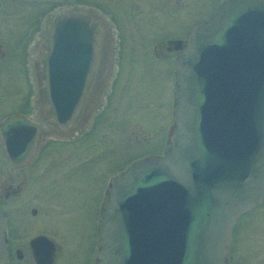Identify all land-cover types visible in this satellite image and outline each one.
Returning <instances> with one entry per match:
<instances>
[{"label": "water", "instance_id": "95a60500", "mask_svg": "<svg viewBox=\"0 0 264 264\" xmlns=\"http://www.w3.org/2000/svg\"><path fill=\"white\" fill-rule=\"evenodd\" d=\"M167 50L174 127L162 156L112 178L94 264H227L236 220L264 202V1H223ZM110 58L109 32L96 15L78 9L53 21L42 84L58 122L71 103L96 105ZM29 128L18 118L0 125L7 158L10 140L26 133V141ZM41 241H31L33 260L51 264L50 248L36 250ZM0 264H10L1 211Z\"/></svg>", "mask_w": 264, "mask_h": 264}, {"label": "flooded vegetation", "instance_id": "af4514ba", "mask_svg": "<svg viewBox=\"0 0 264 264\" xmlns=\"http://www.w3.org/2000/svg\"><path fill=\"white\" fill-rule=\"evenodd\" d=\"M23 1L22 4L27 10L26 16L24 15L20 22L17 21V24L16 22L10 23L11 29L14 28L15 30L12 34H8L6 38L5 43L9 45V48H3L0 45L1 61L7 58L6 55L10 56L8 53L10 50H19V47H22V62L19 69L20 74L24 75V81L28 82L25 70L29 69V65L25 62V58L27 55L29 56L30 46H33L30 50V56L34 54L42 57L39 60L32 61L33 83L9 84L7 86L8 94L12 93L17 96V101L9 107L16 109L0 121L1 125L6 119L18 118L26 122L32 130L26 141H23L24 137L26 138V133L21 134L15 140L13 138L10 140V157L8 158L4 155L0 143L2 154L0 157V211L5 217L9 263L22 264L25 259L24 250L21 244H17L18 239L13 234L14 228L19 224L16 222L12 224L10 216L13 213L12 216L15 220L21 223L28 220L24 217V204L34 203L37 208L32 206L29 209V216L32 219L37 218L39 212H41L39 204H62L66 209L68 208L65 210L66 213L63 216L66 217L63 219L75 217L78 213L81 214L82 218L96 219V231L94 232L95 253L90 247L86 257L87 264H94L99 247L100 212L112 178L122 172L130 163L147 156L160 157L166 149L174 127V60L173 57H166L169 54L167 42L172 40L183 41L188 32L184 38L164 39L156 43L153 58L150 60L160 64L171 61L173 66L172 81L171 83L167 81L163 85L164 96L162 99L154 100L152 103L149 102L150 97L144 94L141 96L136 95L133 100L136 108L135 114L146 113L147 110L158 111L153 113V118H150L156 124V128L151 130L137 120L135 124H140V130H136V133H134L130 129V133L127 134V125L130 122H126L124 116L131 113V102L124 100V96L121 94L129 88L128 82H131V75L124 72L120 73L121 66L118 70L117 66L120 64L121 58L120 54L114 55L113 44L115 42L119 43L121 40L114 39L108 24L91 8L92 0ZM223 1L225 0L220 1L218 4L215 2L212 5L208 4L209 7L211 6V14L208 17ZM1 3L0 1V8ZM47 4H49V7L46 9L45 5ZM78 9L96 15L109 32L111 39L109 71L102 83L96 105L86 111L84 101L79 107L77 102L71 103L72 108L70 111H65V113H68L67 117L63 118L59 111L60 118L64 120L58 122L48 106L46 86L42 84L43 62L48 47V31L57 17ZM147 61L148 59L143 64L144 68L141 73L135 75L136 77L133 79L135 89L149 84L142 73L143 70L145 71ZM115 68V75H113ZM92 84L93 78L88 81L83 90L86 92L91 91ZM24 142H26L25 145ZM22 147H24V150L19 155L23 157H15L14 154H18ZM101 166H107L109 171L103 174L100 177L101 179L95 180L93 177L94 172ZM7 205L8 210L4 209V206ZM263 205L264 202L236 220L230 234L227 264L230 262L233 236L239 224L247 215ZM47 215L45 216L47 217ZM48 216L56 217L54 214ZM252 227L253 232L256 233V224H253ZM36 238H43V241L36 245L38 246L36 250L45 255L50 248L52 252L51 264H55L60 246L46 234L34 235L27 242L25 251L29 254L32 263L35 264L31 241ZM91 238H93L92 232ZM81 241L83 240L81 239Z\"/></svg>", "mask_w": 264, "mask_h": 264}, {"label": "rangeland", "instance_id": "374dc122", "mask_svg": "<svg viewBox=\"0 0 264 264\" xmlns=\"http://www.w3.org/2000/svg\"><path fill=\"white\" fill-rule=\"evenodd\" d=\"M0 1L2 2L0 8V45L7 49L9 45L5 43L6 38L15 30L14 28L11 29L10 23L16 22L17 24L20 22L24 15L26 16L27 10L22 4L23 0ZM220 1L222 0H92L91 8L108 24L114 39L121 40L119 43L113 44L114 55L120 54L121 58L120 64L117 66L118 70L121 66L120 73L124 72L131 75V82H128L129 88L121 94L124 96V100L131 102V113L124 116L125 121L130 122L127 125V134L130 133V129L134 133L136 130H140V124H135L137 120L151 130L156 128V124L150 118H153V113L158 111L147 110L146 113L135 114L136 108L133 100L136 95L144 94L151 98L149 102L152 103L154 100L162 99L164 96L163 85L167 81L170 83L172 81L173 66L171 61L160 64L150 60L153 58L156 43L164 39L184 38L194 25L209 18L208 16L211 14V6L209 7V5L214 2L218 4ZM48 5H45L46 9L49 7ZM9 20L11 21L9 22ZM31 48L33 46H30L29 56L27 55L25 58V62L29 65V69L25 70L28 82L24 81V75L20 74L19 69L22 62V47H19V50H10L11 53L8 52L10 56L6 55L7 58L3 61L0 58V121L16 109L9 107L17 101V96L12 93L8 94L7 86L9 84H31L34 81L31 64L32 61L39 60L42 56L39 57L34 54L30 56ZM146 59L148 61L145 65V71L143 70L142 73L149 84L135 89L133 79H135V75L141 73ZM115 70L116 68L113 75H115ZM108 171L107 166H101L94 172L93 177L95 180H99ZM32 206L36 207L34 203L24 204V217L28 220L22 223L15 220L12 216L13 213L10 216L12 224L14 222L19 224L14 228L13 234L18 239L17 244H21L24 250L25 259L22 264H33L25 250L28 240L38 234L49 235L60 246L55 264H87L86 257L90 247L94 253L96 249L94 233L96 231V219L82 218L80 213L75 217L63 219L66 217L63 215L68 208L66 209L62 204H39L41 212L37 218L32 219L29 216V209ZM8 208V205L4 206V209L8 210ZM46 214H54L56 217L52 218L48 215L46 217ZM253 224H256V233L253 232ZM91 232L93 238H91ZM229 264H264V205L247 215L236 229Z\"/></svg>", "mask_w": 264, "mask_h": 264}]
</instances>
